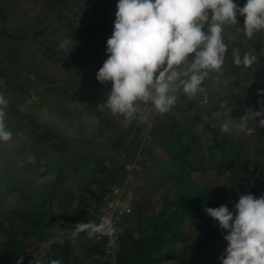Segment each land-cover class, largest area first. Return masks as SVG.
<instances>
[{
	"label": "trees",
	"instance_id": "16d2710c",
	"mask_svg": "<svg viewBox=\"0 0 264 264\" xmlns=\"http://www.w3.org/2000/svg\"><path fill=\"white\" fill-rule=\"evenodd\" d=\"M31 1L37 7L33 18L38 24L49 22L53 17L67 20L69 37L77 45L72 44L69 56L59 61H64L65 66L73 65L74 74L83 80L84 69L107 53V40L113 35L119 0L117 4L112 0ZM76 7L85 13L71 15L69 10ZM99 9L101 14H96ZM19 10L27 12L24 8ZM7 11L0 4V38L15 39L8 31ZM237 31L224 27L222 33L229 49L220 75V84L229 92L226 106H219L212 98L201 105L200 92L190 98L182 89L176 92L174 105L180 113L157 112L148 130L142 124V114L126 122L124 117L117 120L110 116L106 109L97 111L93 125L106 136L108 148L104 152L96 153L88 142H80L81 136L62 133L40 122L32 113L8 105L6 130L22 129L29 134V148L34 149L37 157L46 159L47 167L55 176L46 184H37L29 179V174L30 170L38 169V164L20 165L14 158H1L0 165L7 170V176L0 178V182L5 192L17 196L11 206L0 204V264H17L20 256L24 257L23 264H49L54 259L61 260L62 264H160L157 253L165 248L166 254L179 264H221L220 257L228 247L224 239L228 233L221 230L219 223L204 209L227 205L235 212L241 194L258 198L264 191V132L245 134L236 127L246 109L259 111L264 101V95L258 94V90H264V30L252 39ZM233 49H239L241 57L245 52L255 54L257 63L251 68L237 67L233 62ZM3 65L0 64V79L4 83L0 89L17 91L20 89L17 78L11 77ZM59 92L66 94V90ZM78 97L95 110L107 100L102 92L78 94ZM139 107L154 111L151 103H140ZM195 112L205 117L200 119ZM215 113L220 115L217 117ZM227 120L233 121L232 130L224 133L221 125ZM256 122L250 121L249 125L255 126ZM145 135L147 139L143 142ZM161 152L170 161L159 166L155 173L175 179L183 177L187 184L177 191L176 197L156 199L157 208L150 198L148 201L141 196L138 198L136 187L131 184L134 195L130 202L134 210L113 253L84 233L80 234L84 242L81 255L73 254L70 241L65 239L51 242L40 261L35 258L30 246L44 239L43 233L37 236V221L54 213L53 208L71 205L76 198L73 186L92 197L87 203L92 204L97 215L101 193L125 179L126 162H132L140 153L143 157L139 170L143 173L146 156L151 158V162H147L150 167L154 159L165 160ZM121 154H125L126 161L120 158ZM91 164L96 168L91 170ZM137 171L134 170L133 176ZM196 172L210 175L216 186L192 179ZM101 187L103 190L98 193ZM43 194L47 196L42 198Z\"/></svg>",
	"mask_w": 264,
	"mask_h": 264
},
{
	"label": "clouds",
	"instance_id": "9594fccd",
	"mask_svg": "<svg viewBox=\"0 0 264 264\" xmlns=\"http://www.w3.org/2000/svg\"><path fill=\"white\" fill-rule=\"evenodd\" d=\"M237 14L245 17L243 29L248 39L264 30V0H247L244 7L233 0H119L113 35L107 40L108 59L97 73V80L101 84L110 82L112 89L97 111L107 109L131 122L143 112L140 103H151L160 114L169 112L181 86L190 98L196 96L203 91L201 85L209 73L219 72L224 65L229 49L222 33L226 25H238ZM68 44L77 45L71 39L60 47ZM232 55L237 67L251 68L258 61L249 52L241 57L239 49H233ZM3 83L0 79V85ZM258 94L264 95V90H258ZM8 103L0 92V141L4 142L12 139L5 125ZM261 104L259 111L245 110L236 125L239 130H245L257 118L264 128V101ZM232 124V120L223 122L221 131L229 133ZM119 204L115 200L109 207ZM204 211L228 233L224 237L228 247L220 257L221 264H264V196L241 194L235 212L227 205ZM115 232L112 218L103 216L99 223H77L72 236H107L109 246H114ZM23 261L20 256L17 264ZM49 264L62 262L54 259Z\"/></svg>",
	"mask_w": 264,
	"mask_h": 264
},
{
	"label": "rangeland",
	"instance_id": "374dc122",
	"mask_svg": "<svg viewBox=\"0 0 264 264\" xmlns=\"http://www.w3.org/2000/svg\"><path fill=\"white\" fill-rule=\"evenodd\" d=\"M112 1H115L117 4L118 0ZM31 2V0L0 1V4L8 9L7 16L10 18L6 22L8 31L16 36L15 39L0 38V64H4L2 67L8 70V74L11 77L17 78V83L20 86V89L17 91L10 90L4 92L0 89V92L8 100V105L17 106L23 112L28 111L32 113L40 122L46 123L62 133L72 137L81 136L82 141L80 142H88L90 146L95 148L96 153L104 152L108 148L105 143L106 136L98 130V126L93 125V117L96 116L97 110L94 107L88 106L84 99L78 97V94L89 95L92 92H102L104 99H107V93L111 91L112 84L110 82L101 84L97 80V73L108 59V54L104 53L98 56L95 64L88 65L84 69L82 74L83 80H81L80 75L74 74L73 65L65 66L64 61H59L61 57H68L71 51L72 44H68L64 48L60 47L62 42L71 40L69 37V27L66 25L67 20H58L56 17H53L49 22L46 21L38 24V21L33 18L37 13V7ZM233 2L239 7H244L247 3V1L240 2L239 0H233ZM19 8H24L28 13L20 11ZM69 11L72 12L71 15L85 13L84 10L77 7L73 8V11ZM95 13L101 14V9L95 11ZM237 20L238 25H231L232 28L229 25L225 27L228 30L235 28L238 30V34H244L245 17L237 14ZM221 71L210 72L204 80L201 86L205 88L207 101L200 94L202 97L200 96L199 104H206L209 98H212L222 107L229 103V92L220 84ZM182 78L187 79L188 77ZM182 89L181 86L176 92ZM63 90H66V94L59 92ZM174 105L169 111L179 114L180 111L174 108ZM93 110L95 111L93 112ZM106 112L110 116L116 117L117 120L123 118L122 115H113L107 109ZM156 114L157 111L155 109L153 112L143 109L142 124L145 129L148 130L151 127ZM194 114L200 119L205 117V114L201 112H195ZM10 132L12 133V139L8 142L2 141L0 143V164L2 157L14 158L18 160L20 165L25 163L38 164L36 171L30 170L29 179L37 184H46L49 180L53 179L55 172L47 167L46 159L37 157L34 149L29 148V134L22 129L11 130ZM244 132L245 134L253 132L262 134L264 128L259 126L258 119L255 126L248 124ZM146 139L145 135L142 141L144 142ZM161 154L165 160L154 159L150 167H148L147 162H151V158L146 156L145 171L143 170V173H141L138 170L137 174L130 181L131 184H134L133 187H136L138 198L141 196L146 201L150 198L155 208L158 207L156 199L176 197L179 190L187 184V179L183 177L175 179L165 175L159 176L155 173L154 170L170 161L164 153L161 152ZM145 165L142 166L143 169ZM95 168L91 164L90 169L93 170ZM6 176L7 170L3 169L0 165V178H5ZM192 179L197 180L201 184L206 183L210 187L211 185L216 186V183L213 182L214 179L210 175L196 172L192 176ZM73 189L76 192V198L73 199L71 205L53 208L54 213L45 216L36 223L37 236L39 237L43 233L44 239L42 242L31 245L30 250L35 251L34 256L39 261L44 250L51 242L63 241L65 239L70 241L73 254H82L84 242L80 234L84 233L73 237L74 226L81 222H96L97 215L95 210L92 209V204L87 203L92 197L90 198L86 194L87 192L82 194L76 186H73ZM101 190H103V187L99 189L98 193ZM133 195L134 190L132 189ZM16 196V193L5 192L3 183L0 182L1 205L11 206L16 202ZM46 196L47 194H43L42 198ZM261 196H264V191L259 193L258 198ZM131 205L134 210L133 204ZM166 250L165 248L157 253L160 264H179L175 259L166 254Z\"/></svg>",
	"mask_w": 264,
	"mask_h": 264
},
{
	"label": "built area",
	"instance_id": "2783aa9c",
	"mask_svg": "<svg viewBox=\"0 0 264 264\" xmlns=\"http://www.w3.org/2000/svg\"><path fill=\"white\" fill-rule=\"evenodd\" d=\"M185 79V78H182ZM203 91L200 93L202 94L205 101H207V94L205 88L201 86ZM142 155L137 153L136 157L133 159L132 162L125 163V179L121 184H113L106 188L104 192L101 193L99 201H98V213L97 219L95 223H99L101 217L103 216H110L113 220L114 227L116 229L115 232V244L114 246H109V238L107 236H96L93 239L96 242H101L105 245L108 252L113 253L116 249L118 242L120 241L121 237L125 233L128 219L130 218L131 214L133 213V207L130 202V198L132 197V189H131V180L133 177L134 170H139L141 165L140 161L142 160ZM120 158L123 161H126L125 154H121ZM119 200V206L109 207V204L112 201ZM128 208H131V211H128Z\"/></svg>",
	"mask_w": 264,
	"mask_h": 264
}]
</instances>
